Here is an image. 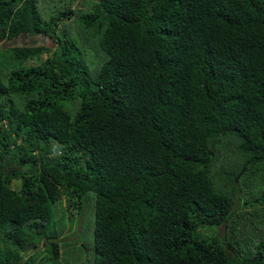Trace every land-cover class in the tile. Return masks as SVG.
<instances>
[{
    "label": "trees",
    "instance_id": "trees-1",
    "mask_svg": "<svg viewBox=\"0 0 264 264\" xmlns=\"http://www.w3.org/2000/svg\"><path fill=\"white\" fill-rule=\"evenodd\" d=\"M90 1L67 24L0 0V43L57 39L0 45V264H58V206L72 226L87 194L89 264H264V234H199L264 202V0Z\"/></svg>",
    "mask_w": 264,
    "mask_h": 264
},
{
    "label": "rangeland",
    "instance_id": "rangeland-1",
    "mask_svg": "<svg viewBox=\"0 0 264 264\" xmlns=\"http://www.w3.org/2000/svg\"><path fill=\"white\" fill-rule=\"evenodd\" d=\"M8 1V0H5ZM50 4L49 11H45L43 8V4L46 0H40V7L43 11L42 18L47 19L49 17H55L59 12L71 8L75 11V14L70 18V20H66L68 24L71 20L74 21L77 18V14L81 12H86L88 10L91 1L90 0H47ZM95 1V0H93ZM64 27V22L59 23V28L57 29V33L60 31V28ZM69 37L74 40L77 44H81L80 34L78 33L77 29L74 26L68 25L65 27ZM51 35L53 38H48L46 36H21L13 42H2L0 43L2 48H6L9 46H33V45H47L48 49L54 50L56 48V40L55 36L51 31ZM50 41L54 43L51 44ZM82 48V47H81ZM84 49V53L87 55V59H94L97 60L95 54L99 53V50H92L88 49L86 51V47ZM49 54L45 53L42 55V60H31L24 65V67H31L36 66V64H40ZM220 162L222 163L224 160H229L235 156L232 151H220L218 152ZM260 183V182H259ZM257 187L256 191H253L256 194L259 191V188L264 187V181L261 184H256ZM247 191H251V189H247ZM241 196L239 193L238 197ZM66 200L63 199L61 202V206H58L57 216L61 217L63 220V224L58 229V236L60 237V257L58 264H89L91 258H93V222H94V195L87 194L82 197V202L76 206L74 210V217L72 226H69V213L66 206ZM242 200H235L234 210H233V217L232 219L220 226L216 227H203L199 230V234L206 236L208 238L211 237H219L221 240L229 239L231 236L237 237V241L241 243H245V239L248 242L259 235L264 234V228L259 224V222L264 221V202L261 203H254L253 206L245 207L242 203ZM255 210H260V215L250 216ZM263 215V216H261ZM246 219H250L253 224L244 223ZM258 223V224H257ZM232 242V241H228ZM254 245L251 244L248 248L253 247ZM42 247L40 248V250ZM43 252L40 251V254ZM27 257V256H26ZM26 257L23 258L20 264H23L26 260ZM28 264H42L41 257L35 255V260L30 261ZM50 264V263H48Z\"/></svg>",
    "mask_w": 264,
    "mask_h": 264
},
{
    "label": "water",
    "instance_id": "water-1",
    "mask_svg": "<svg viewBox=\"0 0 264 264\" xmlns=\"http://www.w3.org/2000/svg\"><path fill=\"white\" fill-rule=\"evenodd\" d=\"M51 42V44H53L54 42L53 41H50ZM40 45H42V44H40ZM44 46V45H43ZM45 47H48L47 45H45Z\"/></svg>",
    "mask_w": 264,
    "mask_h": 264
},
{
    "label": "clouds",
    "instance_id": "clouds-1",
    "mask_svg": "<svg viewBox=\"0 0 264 264\" xmlns=\"http://www.w3.org/2000/svg\"><path fill=\"white\" fill-rule=\"evenodd\" d=\"M41 36V35H40ZM38 37V36H37Z\"/></svg>",
    "mask_w": 264,
    "mask_h": 264
}]
</instances>
